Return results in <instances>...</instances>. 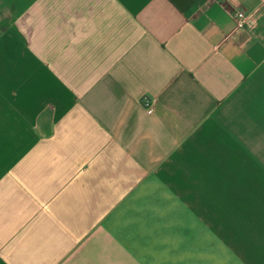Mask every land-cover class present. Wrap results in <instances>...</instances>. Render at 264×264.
I'll use <instances>...</instances> for the list:
<instances>
[{
  "label": "crops",
  "instance_id": "obj_1",
  "mask_svg": "<svg viewBox=\"0 0 264 264\" xmlns=\"http://www.w3.org/2000/svg\"><path fill=\"white\" fill-rule=\"evenodd\" d=\"M0 264H264V0H0Z\"/></svg>",
  "mask_w": 264,
  "mask_h": 264
},
{
  "label": "built area",
  "instance_id": "obj_2",
  "mask_svg": "<svg viewBox=\"0 0 264 264\" xmlns=\"http://www.w3.org/2000/svg\"><path fill=\"white\" fill-rule=\"evenodd\" d=\"M214 2H220V1H223V0H212ZM247 15L242 12V11H239V10H235L233 13H232V20H233V23H234V26H233V29L234 31H238V30H242L245 28L246 26V23H247Z\"/></svg>",
  "mask_w": 264,
  "mask_h": 264
}]
</instances>
